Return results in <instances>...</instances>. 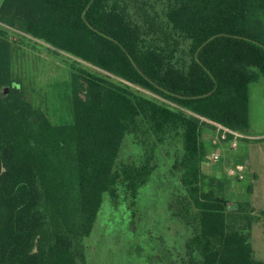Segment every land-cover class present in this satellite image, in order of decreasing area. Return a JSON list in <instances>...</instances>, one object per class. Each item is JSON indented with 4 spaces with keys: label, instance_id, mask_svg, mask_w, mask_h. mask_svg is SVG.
<instances>
[{
    "label": "trees",
    "instance_id": "1",
    "mask_svg": "<svg viewBox=\"0 0 264 264\" xmlns=\"http://www.w3.org/2000/svg\"><path fill=\"white\" fill-rule=\"evenodd\" d=\"M11 29L72 56L70 122L53 123L16 75ZM262 76L264 0H4L0 264H89L106 195L134 207L155 176L167 177L163 264H264L252 243L264 210L231 204L204 171L212 122L250 135Z\"/></svg>",
    "mask_w": 264,
    "mask_h": 264
},
{
    "label": "rangeland",
    "instance_id": "2",
    "mask_svg": "<svg viewBox=\"0 0 264 264\" xmlns=\"http://www.w3.org/2000/svg\"><path fill=\"white\" fill-rule=\"evenodd\" d=\"M3 1L0 0V6ZM9 35L16 38L21 47L13 60L16 75L27 86L35 104L46 111L53 123L70 122L73 116L70 83L72 56L64 52L55 53L53 49L61 50L15 30L11 29ZM250 95V135L259 136L251 139L246 136V139L239 140L238 147L232 148L215 142L218 139L216 131L206 132L204 139L209 147V156L204 163V171L210 177L226 181L225 194L231 204L248 200L256 209L264 210V143L257 141L264 138V76L251 85ZM216 153L220 158L215 162L212 156ZM240 161L251 162L260 178L253 180L250 175L244 179L231 177L229 169ZM159 178L155 176L152 183L143 189L145 191L134 207L125 200L116 209L106 195L94 238L87 240H91L94 248L89 264H163L166 261L167 177L164 176L161 181ZM250 184L254 185V195L247 190ZM252 243L257 255L264 260L262 224L254 227Z\"/></svg>",
    "mask_w": 264,
    "mask_h": 264
},
{
    "label": "built area",
    "instance_id": "3",
    "mask_svg": "<svg viewBox=\"0 0 264 264\" xmlns=\"http://www.w3.org/2000/svg\"><path fill=\"white\" fill-rule=\"evenodd\" d=\"M216 126V134H218V139L215 141L218 145L221 144H228L232 146V148L238 147L239 140L245 137L244 134L235 131L227 126H224L217 122H212ZM232 136V137H230ZM217 145V144H216ZM220 155L218 153L212 156V159L216 162L219 161ZM231 177H236L239 179L245 178V165L244 164H237L234 167H231L228 171Z\"/></svg>",
    "mask_w": 264,
    "mask_h": 264
},
{
    "label": "crops",
    "instance_id": "4",
    "mask_svg": "<svg viewBox=\"0 0 264 264\" xmlns=\"http://www.w3.org/2000/svg\"><path fill=\"white\" fill-rule=\"evenodd\" d=\"M246 136H248V138H253V137H257L259 135H255V134H252V135H245V137H243L244 139H246ZM261 136V135H260ZM264 136V135H262ZM242 139V138H241ZM264 149V148H263ZM238 164H244L245 165V178H247L248 175L251 176V178H253V180H257L260 178V174L258 173V171H256L252 166H251V162L247 161L245 163H242L241 161L238 162ZM261 172V171H259ZM253 186V191L250 193L252 195H254L255 193V188H254V185L253 184H250ZM248 185V187L250 186ZM248 190V189H247ZM253 205V203H252ZM254 206V205H253ZM255 207V206H254Z\"/></svg>",
    "mask_w": 264,
    "mask_h": 264
}]
</instances>
